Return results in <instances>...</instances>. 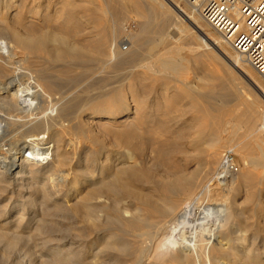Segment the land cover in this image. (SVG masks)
<instances>
[{"label": "bare ground", "instance_id": "bare-ground-1", "mask_svg": "<svg viewBox=\"0 0 264 264\" xmlns=\"http://www.w3.org/2000/svg\"><path fill=\"white\" fill-rule=\"evenodd\" d=\"M51 2L0 0V264H264V223L249 221L240 208L227 207V197L222 202H199V171L190 177L160 181L152 176L151 168L133 164L126 149L106 147L101 141L100 149V144L94 146L90 141L91 145L82 148L86 142L69 138L73 150L68 152L64 147L67 131L85 136V129L82 132L76 126L79 116L73 110L78 96L53 98L60 81L69 82L74 77L69 74L72 69L82 68L85 73L84 66L90 61L100 66L93 75L122 65L127 80L135 73L141 83L169 77L190 88L188 75L193 63L203 58L214 60L224 66L228 78L223 85L234 94L233 98L228 95L229 100L223 94L216 98L212 91L201 95L196 86V90L190 88L207 104L199 107L193 103L197 112L211 120V126L206 127L205 153L214 160L228 144L248 166L242 182H264V84L244 56L228 50L233 23L244 22L239 0H100L103 12L111 16L103 21L111 23L107 30L98 28L93 45L87 32L72 23V0L63 1V29L46 25L38 32L27 30L28 14H39ZM141 9L146 13L143 21H137L139 31L125 42L131 47L120 49L123 19L130 11ZM98 20L94 21L96 27L101 26ZM108 47L114 54L109 58ZM151 86L147 83L146 88ZM105 87H93L98 91L96 100L116 91L107 93ZM89 98L93 100L91 95ZM87 104L82 102L83 109L77 110L80 115ZM32 110L40 116L25 122L20 115ZM125 111L129 109L122 105L91 114L114 120ZM120 122L125 125L130 116ZM22 126H26L25 133L19 132ZM121 129L115 140L139 151L140 127ZM70 163L75 166L74 177L63 169ZM146 184H152L156 194L145 193L140 186ZM126 199L136 203L135 211L126 205ZM50 205L70 210L82 221L83 227L73 229L80 233L78 237L75 234L76 239L45 234L47 215L43 214L51 211ZM114 251L117 256L113 259Z\"/></svg>", "mask_w": 264, "mask_h": 264}, {"label": "rangeland", "instance_id": "rangeland-1", "mask_svg": "<svg viewBox=\"0 0 264 264\" xmlns=\"http://www.w3.org/2000/svg\"><path fill=\"white\" fill-rule=\"evenodd\" d=\"M51 1L52 2L49 4V6L47 5V7L42 9L43 11H39V14L38 12L37 14L34 13L35 15L33 13V15L28 14V18L25 19V24L28 31L38 32V28H42V26L46 25H49L52 29H63L64 19L66 18V16H64L65 13L63 12L64 0ZM72 2H74L75 6L73 12L75 20L72 21V23H74V26H79L80 29H84V31L87 32L86 36L89 42L91 41V45H93L97 39L96 32L100 28L107 30L109 24L111 23V21H103V19H109L111 16L108 13L105 14L103 12L100 0H72ZM119 2H122V0H119ZM182 4H184V2H182ZM137 12L135 10L130 11L125 20L123 19L122 28L119 30V34L121 37L118 41V45L120 49H126L127 47V49H129L131 45L126 44L125 42H129L131 34L139 31L137 23L139 21H143V17L145 16L143 14L146 12L142 9ZM95 20H98V24L101 23L99 24L101 25L100 27L95 26L97 25L96 22L94 23ZM103 35L104 37H106V32ZM232 48L233 46L231 45V47H228V50L233 53V55H236L237 52L234 50V48ZM113 55V51L108 47L106 51L107 58L112 57ZM86 65L84 66V68L87 69L86 72L84 71L85 73L82 72V68H78V70L72 69L71 72L69 71V74H72L70 76L74 75V77H71V80L69 82L68 80L62 81L64 83L60 81L61 87L60 85L58 86L57 92L53 97H56V100H61L63 98L73 99L78 96L74 103V108L75 106L77 108L73 110L75 113L77 112L78 115L76 114V116H79L76 120V122L78 121V123H76V126L79 125L78 127H80L82 132H84L83 129H85V136H80L81 134L77 133L75 130H70L67 131L65 135V138L67 140L69 138H77V141L79 140L82 142H86L85 144L80 145V147L82 148L88 144L91 145L92 143V145L94 146H96V144H100L97 146L99 149L102 148L104 144V146L106 147L111 146L112 148L119 147V149H126L127 152H130L131 157L133 158L131 159L133 164H135L137 167L151 168L152 176L154 174V177L160 181L166 180L168 178L190 177L193 175L195 170H197L199 172H197L196 174V191L198 193L197 196L199 202V199H201V201L203 200V202H205L204 200H206V202H222L223 200H225V197H227V201L225 200L226 206L228 205L227 207H229L230 205L231 207L229 208H240L243 214H245L244 216L249 219V221H259L264 223V182H258L257 180H255L251 185H248V183L246 182H242L243 171H247L248 166H246L243 158L240 155L234 153L233 149H231L230 145L228 144H226L227 146L225 145L226 147H223L220 155H217V158H213L214 160H211L212 158L209 159V157L205 153L208 145L205 140V138L208 136V130H206V127L208 128L209 126H211V120L207 115L202 116V112H197V109L195 108L193 103H195L196 106L199 107H204L207 104L206 102H204L203 98H200L201 96L194 95L192 93V90H196L197 87V91L201 95L208 94L212 91L213 97L217 98L218 96H221L223 94V96H225L229 100L230 98H233L232 93L234 92V90L231 88H225L223 85L226 82L228 76L227 78L225 77L227 74L225 73V68L221 63L214 60H212L211 62L210 59L206 58L197 60V62L193 63V69L188 75L191 83H193H190L189 85L192 90L186 85L175 80L174 78L169 77L166 79H161L159 81H154L153 79H151V82L149 79H147L148 81L145 80V83H141L137 79V73H135L133 77H130L127 80V73L123 72L124 68L122 67V65H115V68H111L108 70L106 69V71H104L102 75L101 73H95V75H93V72H95L100 67L97 62L95 64L94 61H90ZM249 68L258 78L262 79V83L264 84V77L261 76L254 68L250 66ZM138 72L141 73L142 76H144L142 70L139 69ZM84 75H86L87 78ZM98 82H101V85L106 86L105 91L107 93L111 89H116V91H113L110 94L108 93L107 95H105L106 97H103V99L99 98L100 100H98L97 98L96 100L95 98L98 91L95 88H100V84H98ZM147 83H151L152 86L146 88ZM63 84H65V87H63ZM246 87L253 94L255 93L250 86L246 85ZM63 88H65L66 90ZM87 90L90 91L89 96L91 95V98L93 97V100L89 98ZM228 95L231 97L229 98ZM116 100L120 102L117 103ZM82 102L88 103V108H84L86 109L85 112L81 111L83 109V107L81 106ZM119 103H123V107L125 106V108L129 109V111L120 113L119 116L114 120L108 118H94L91 114L92 112L97 111L101 108L110 112L116 107L120 108V106L122 105ZM77 104L80 105L77 106ZM79 109H81L79 112H82L83 116L80 115L81 113H78L77 110ZM30 112H28V114L25 113L27 114V117L25 114L20 115L21 118L25 120V122L32 121L36 117L40 116L36 110H32L31 114ZM33 112L36 113L34 114ZM211 113L213 115H218L217 112L211 111ZM128 116H130V122L126 123L125 125L122 124L120 121ZM28 117L30 119H28ZM195 117L197 119H194ZM138 120H141L142 125L139 124ZM130 123L134 125L131 124V126ZM30 125L31 124L29 123L26 124L27 127L29 126L28 130L30 128ZM26 126H22L24 127V129H22V127L21 129L18 128L19 132L25 133ZM134 126L136 128L140 127L139 136H141L138 139H140L139 142L141 143V151H135L133 148L124 147L123 143H119V141L115 140V134H118L117 132L121 131V128L130 129ZM199 131H201L200 135ZM86 133L88 134V139ZM198 135L200 136L199 138ZM80 137L83 138V140ZM91 139L94 140L95 143L92 142ZM68 142L69 140L64 147H66L65 149L69 148L67 149V151L71 152L73 150V145L72 143ZM227 150H231L234 153L235 164L238 168V171L231 177L221 179L217 177V174L219 171L222 155ZM0 153H2V151H0ZM72 159L73 161H75L76 158H74V155ZM64 166L65 167H63V169L65 170L66 168L65 172L71 173L70 176L74 177L75 174L73 175V169H75V166H73V164L71 165V163ZM55 177L57 178V175H55L54 178ZM40 180L41 179H39V181ZM40 182H42V180ZM140 187L144 188L145 191L147 190L145 193L149 192L150 194L152 192L156 194L154 189L152 188V184L141 185ZM5 199H9V196H7ZM75 201L76 199L72 198L70 202L74 203ZM126 201V205H130V209L135 211L134 208L136 206V203H131L130 199H126ZM31 207L32 205L29 206L26 211L27 213H29L28 215L31 214ZM52 207L53 205L51 206V208ZM38 208V212L40 213V215H42L41 207ZM70 212V210H67L65 208L61 210L60 207H53L49 213L43 214L47 215L45 217L43 216L45 221L47 222L46 227H44V229L46 230L45 234H47L48 236L52 234V237L57 239H76L75 234H77L78 237L80 233L78 230L76 232H73V229L76 230L77 228H81V226L83 227L84 224L79 219L74 218L73 212ZM109 212L110 214H113V208H111ZM227 215L229 217L231 215L230 212L226 214V216ZM115 255L117 256L116 251H114L113 256ZM116 256L113 257V259L116 258ZM1 257L2 256L0 252V261ZM86 259L87 261L90 260L88 259V257Z\"/></svg>", "mask_w": 264, "mask_h": 264}, {"label": "built area", "instance_id": "built-area-1", "mask_svg": "<svg viewBox=\"0 0 264 264\" xmlns=\"http://www.w3.org/2000/svg\"><path fill=\"white\" fill-rule=\"evenodd\" d=\"M239 3L244 22L243 25L233 23L234 36L231 44L234 50L244 56L251 67L264 77V0H239ZM237 171L234 153L231 150L225 151L217 177L225 179Z\"/></svg>", "mask_w": 264, "mask_h": 264}]
</instances>
